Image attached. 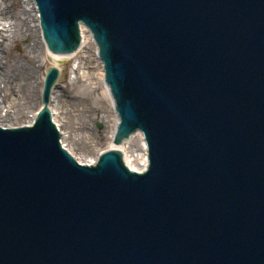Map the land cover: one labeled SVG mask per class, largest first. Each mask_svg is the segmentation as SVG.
Masks as SVG:
<instances>
[{"label":"water","instance_id":"1","mask_svg":"<svg viewBox=\"0 0 264 264\" xmlns=\"http://www.w3.org/2000/svg\"><path fill=\"white\" fill-rule=\"evenodd\" d=\"M142 1H145V4H142ZM150 1H152L153 4L156 2V0H89L87 7L93 12L96 18L102 22L103 29H101L100 32L95 33V35L96 40L101 47L103 60L106 61L108 59L109 61V63L106 62L107 64H109L107 65L108 68H106L108 70L110 82H112L113 84H123V81L121 80L125 77H129V82L132 85L129 89H123L122 91L131 92L132 94L138 92L141 89H144V91L147 93L151 90L150 92H158L162 94V98H167L165 96L172 91L171 89L175 84L173 85L171 81L168 82L166 80L167 78L162 79V75H164L163 72L170 73L171 63L176 61L175 55L169 47L171 46L174 48V43H172L169 35L163 37V40L167 42V44L160 45V42L163 41L162 38H158L157 42H155L154 44L149 43L151 40H154L153 36L150 35L148 27L149 20L145 16H143V20H141L140 17L142 16L138 15V9L141 7V5H147L146 7H144V9L146 8V11L147 9L149 10L152 7L150 5ZM139 3L140 5H138ZM169 4L171 3L168 2V4L166 5V10L172 11V13L169 14L171 16V18L169 19L171 20L173 26H171L168 31L175 36H178L175 32V29L181 28L177 25V23L180 24L181 22L183 23V28L179 29L178 33H184V31L186 30L187 33L185 37L191 38L190 31H194L195 29L192 28L193 30H190L188 24L196 14L193 15L191 13L186 2L178 4L176 8H174L173 6L171 7ZM184 4H186V6ZM129 7H133L135 10L132 12H128ZM136 14L138 15V17ZM184 16L188 19V21L184 20ZM212 16L216 21H219V16ZM175 18L179 19L180 21L174 23L173 20H175ZM107 25L111 26L112 28ZM105 33L111 34L108 37L109 40H106ZM183 41H186V39ZM113 42L116 48L115 50L109 52L108 46L112 45ZM260 47H264V45L261 44ZM80 51H82V48ZM144 52L147 55V59H145L144 57L143 59L141 58L140 53H142L143 55ZM108 53L111 56H107ZM123 53H130V57L131 59H133L135 68H131V71H122L123 65H121L120 63H126V61L124 62L123 60H121ZM180 75L181 73H171L170 77H173L174 81H176V79ZM56 78L57 72L56 70H53L48 79L45 89L46 103L48 102L49 93ZM137 82L142 83L141 85H137ZM123 102L124 104H126L127 101L123 100ZM151 123L153 124L152 127H150L149 125V127L145 128V132L148 136L149 143L152 145L153 167L149 175L140 178L139 180H146L149 178L159 179L160 177H162L163 179H165V182L169 184L172 183L178 175H176V173L168 175L169 173L166 172V168L164 169L165 161L167 165H170L171 163L168 155H172L171 152L173 145L163 144L162 133L159 131L160 124L158 125L155 119H152ZM125 132L126 129L123 128L121 130V133L124 134ZM57 138L58 133L56 132L55 127L50 121L49 112L46 110L40 118L38 125L34 129H24L20 131L15 130L13 132H3L2 130H0V204L2 205L0 208L1 213L6 210H11L12 206H14L12 205L13 202H11L12 197L19 198L16 195H22L23 193L27 194V192H30L31 194L34 190H39L40 182H51L48 179L49 174H59L60 172H63L64 174L62 183L55 184V181H53L52 190L54 192H62L66 190L60 199V201L63 203H68L69 200H72V195H78V197L82 196L83 202H89V199L93 197L94 192L95 195H101L102 193H111L113 191L114 185H112L111 180L108 179L114 177L117 178L116 187L117 185L121 187L119 192H117V196L119 198H123V196H126L128 194L130 195L131 190L135 187L131 186V182H134L137 179L132 180V178L126 177L123 167H121L117 162V157L114 156L111 158H104L102 160V162L100 163L101 170L99 171V173L102 172L103 174H105V177L104 180H98L96 179V174H98V172L95 169H83L74 165L71 158L68 157L67 154L60 148L57 142ZM181 138L182 137L177 136V139ZM133 139L134 137L128 142L133 141ZM61 142L63 145L62 136ZM124 147L125 144L120 147V149H124ZM45 153L49 154L48 158H43ZM123 155L125 164L128 166L125 153H123ZM20 156L26 158V160L28 161L27 168H29L32 172L38 167H42L45 165L49 166L50 163L51 170L49 174L40 173L38 176H36V178H33V175L31 176L30 174L29 176L26 170L25 178V168L15 166L14 164L15 158H19ZM175 162L176 161L174 160V163ZM203 166L204 162L202 160V166L199 169H202ZM23 180L26 188H23L21 190L22 192L20 193V185L22 184ZM118 182L119 184H117ZM160 190H164L163 182L160 183ZM56 199L58 198L56 197ZM64 209H68L69 211L65 212ZM128 209L125 210L128 211ZM58 211L59 213L61 212V215L65 218L66 221L64 228L68 231L71 226V220L69 219L68 213H72V210L70 209V206H66L63 204L61 208H58ZM130 212L131 210L128 211L126 215L127 218L123 222H114L110 224L107 229L112 233H119L122 229L130 230L129 239H131V236L133 235L131 233H135L139 230V228H151V226L149 225V217L144 219V216L142 215L139 218L135 216L128 218ZM30 214L32 215V213ZM47 221H49V218ZM2 222L3 221H1V223ZM82 222L83 219L81 217H78L77 226L80 227L78 235L81 234ZM99 225L96 224L95 227H92L91 232H96V230H99L100 228H97V226ZM38 227L39 229H42L41 226ZM50 228H52V231L56 230L55 227L50 226ZM44 232H46V230H44ZM15 239H9V237L6 236H2L1 238L2 242L9 241L8 243L17 246L16 249L22 250V247L21 249L18 248V245L21 242ZM140 242H142L143 244H147L146 240H140ZM124 258H128V256ZM124 262H126V259L124 260Z\"/></svg>","mask_w":264,"mask_h":264},{"label":"bare ground","instance_id":"2","mask_svg":"<svg viewBox=\"0 0 264 264\" xmlns=\"http://www.w3.org/2000/svg\"><path fill=\"white\" fill-rule=\"evenodd\" d=\"M10 1L13 3L12 10L8 6ZM31 1H24L27 7H23V1L19 2L18 0H14L12 2V0H0V21H6L4 24H0V26H4V29L7 30L5 32L6 34L0 33L3 40L0 47H3L5 43L9 46L10 42H19L17 40L18 37H21L23 41L27 42V45L21 47V55L15 59L13 58L11 63L8 59H6V63L1 62L2 59L6 58V53L0 48V80L5 82L4 90L6 92V98L3 99V103L9 106L8 108L10 109L9 113L3 114L4 111L1 109L3 103L0 101V126L3 127H19V124L9 126L5 124L8 121L11 123L14 119L21 118V116H26L29 110L35 108V105L32 103V91L36 89L35 87L38 83H35L32 78V65L47 66L45 65V60H47L51 64L50 67L47 66V71L50 68H55L62 75L61 65L66 60L73 58H69V56H58L49 52L39 28L38 12L34 3ZM18 6L21 9L15 13V7ZM83 39L82 51L84 50L83 55L85 57L77 68V72L82 73L76 77V83L71 84L72 88L77 86V92L74 96H70L69 100L67 98L64 99L65 92L56 93V90L60 86L58 83L52 91L49 109L53 113L54 123L62 134L63 147L68 149L80 163L93 164L96 163L99 157V151L95 146L92 131L89 130L90 120L88 119L90 117L86 115L91 109L90 105L92 107L94 106L96 120L104 124L106 134H108L110 140L114 137L118 119L114 111V102L109 89L104 83L103 63L98 58L97 48L91 36L87 32L85 33V31H83ZM43 56H45L44 61L42 59ZM20 60L25 62V64H22ZM87 86L91 90L90 93L87 91ZM67 87L69 86L67 85ZM96 88L99 90H96ZM100 90L102 91V98L100 94L98 97L101 100L96 97V92H100ZM91 101L92 103H90ZM33 120L30 124L33 123ZM72 136L75 138L73 139ZM78 144L81 147L78 149H70V147L72 148ZM112 148L115 149L116 147L112 144L107 150H113ZM118 150L125 153L126 161L130 169L137 172H142L146 169L148 159L142 135H137L133 141L125 143L124 149Z\"/></svg>","mask_w":264,"mask_h":264},{"label":"rangeland","instance_id":"3","mask_svg":"<svg viewBox=\"0 0 264 264\" xmlns=\"http://www.w3.org/2000/svg\"><path fill=\"white\" fill-rule=\"evenodd\" d=\"M17 1V0H15ZM19 2H26V0H18ZM12 2H14V0H12ZM24 2V5L23 7H27L26 4ZM8 6H9V9L12 10L13 9V3H8ZM16 11L15 13L20 10V6L18 7H15ZM6 21H0V24H4ZM3 26H0V30L2 34H5V32L3 31ZM4 32V33H3ZM9 35V34H8ZM17 40L19 42H15V43H11L9 44V46L7 45V43L3 44V47H0L2 48L6 55L4 59H2L1 62H5L6 63V59H8V61L11 63L12 62V59L14 58H17L19 57V55H21V47L24 46V45H27V42L26 41H23L21 37H18ZM2 35H0V45H2ZM84 51L78 56V57H73L71 58L70 60H67L65 61L62 65H61V69H62V80L59 82V88L56 90V93H64L65 95V98L64 99H70V96H74L77 92V86L72 88L71 87V84L74 83L76 81V77L81 74L80 72L78 73L77 72V68H78V65L79 63H81L83 61V58L85 57L83 55ZM21 57V56H20ZM42 58V57H41ZM43 61L45 59V56H43ZM22 64H25V62H23L22 60H20ZM45 65L47 66H51L50 62H48L47 60H45ZM28 66V65H27ZM47 66H44V65H40L38 66L37 64L36 65H32L31 66V69L33 68V80L35 83H38L36 85V89H34L32 91V97H33V100H32V103L33 105H35V108L29 110L28 114H26V116H21V118H16L14 119L11 123L8 121L6 122L5 125H13V124H19L20 126H23V125H29L30 122L32 121V118L35 116V113L41 108L42 106V92H43V86H44V79H45V76H46V73H47ZM35 70V72H34ZM76 83V82H75ZM67 85L69 87H67ZM87 88V91L88 93L91 92V90L88 89V86L86 87ZM5 82L4 81H1L0 80V101L3 103V99L6 98V92H5ZM68 89V90H67ZM96 90H99L96 88ZM60 91V92H59ZM100 94L101 98H102V91L100 90V92H96V97H98ZM95 97V96H94ZM99 98V97H98ZM101 98H99L101 100ZM95 99V98H94ZM91 100V99H90ZM92 103V101L90 102ZM4 107L5 110H4ZM9 106H7L6 104L3 103V105L1 106V109L4 110V114L7 113V111H9L8 108ZM94 107V106H93ZM93 107L90 105V109L88 111V113L86 114L88 117H90V126H89V130L92 131V137L95 139V146L97 147L99 153L107 150L109 148V146L111 145V140H110V137L108 136V134H106V131H105V126L104 124H102V122H98L96 120V113H94V109ZM8 108V109H7ZM92 111V113H91ZM85 114V113H84ZM94 116V118H93ZM72 138L74 139L75 137L72 136ZM72 143V142H71ZM80 146V144H78L77 146H74V147H70V149H78Z\"/></svg>","mask_w":264,"mask_h":264}]
</instances>
